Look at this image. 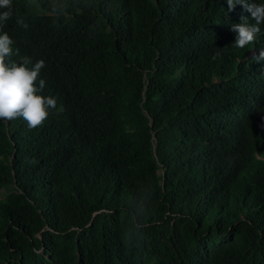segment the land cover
Here are the masks:
<instances>
[{
  "label": "trees",
  "instance_id": "16d2710c",
  "mask_svg": "<svg viewBox=\"0 0 264 264\" xmlns=\"http://www.w3.org/2000/svg\"><path fill=\"white\" fill-rule=\"evenodd\" d=\"M11 10V60H43L63 111L0 121V264H264V61L231 46L243 6Z\"/></svg>",
  "mask_w": 264,
  "mask_h": 264
},
{
  "label": "clouds",
  "instance_id": "9594fccd",
  "mask_svg": "<svg viewBox=\"0 0 264 264\" xmlns=\"http://www.w3.org/2000/svg\"><path fill=\"white\" fill-rule=\"evenodd\" d=\"M237 4L242 5L246 13L239 16L241 23L231 25V31L235 33V41L231 46L244 49L254 43L259 55L253 59L259 64L264 61V3L256 0H227L229 11L234 10ZM0 9H6L0 11V121L23 119L29 129H35L48 118L50 110H56V114H59L63 109H57L56 99L40 94L45 87V81L39 79L45 67L43 60L36 61L32 67H28L32 64L28 57H24L19 64L11 60L14 38L20 43L21 34L11 37L4 30L5 21L12 16V0H0ZM249 13L251 15L245 18ZM17 23L27 27L22 19H18Z\"/></svg>",
  "mask_w": 264,
  "mask_h": 264
}]
</instances>
